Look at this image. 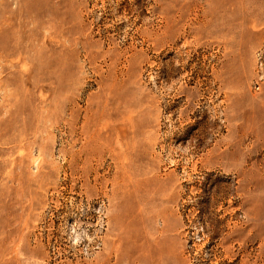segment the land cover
<instances>
[{"label":"rangeland","instance_id":"374dc122","mask_svg":"<svg viewBox=\"0 0 264 264\" xmlns=\"http://www.w3.org/2000/svg\"><path fill=\"white\" fill-rule=\"evenodd\" d=\"M0 264H264V0H0Z\"/></svg>","mask_w":264,"mask_h":264}]
</instances>
